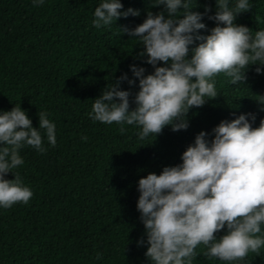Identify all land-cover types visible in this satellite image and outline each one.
Returning <instances> with one entry per match:
<instances>
[{
  "label": "trees",
  "instance_id": "trees-1",
  "mask_svg": "<svg viewBox=\"0 0 264 264\" xmlns=\"http://www.w3.org/2000/svg\"><path fill=\"white\" fill-rule=\"evenodd\" d=\"M101 2L44 0L33 7L32 0H0V112L20 104L37 129L38 113L47 112L57 138L51 146L41 130L47 151L30 146L20 151L24 164L13 171L20 173L33 196L27 204L0 207V264H151L137 210L139 180L181 164L197 134L205 131L211 140L222 120L251 113L255 121L249 120L258 127L264 119V104L259 102L264 73L257 74L258 65H251L243 84L230 83L223 73L215 77L218 96L190 109L186 130L174 132L166 126L161 134L141 141L139 126L124 124L121 133L115 122H94L88 116L94 100L121 75L135 79L131 65L145 68V75L154 72L146 57L138 56L143 51L138 38L121 28L134 29L148 11L164 10L162 5L154 7V0H121V11L131 8L139 15L97 29L92 21ZM235 2L230 0V5ZM249 4L251 10L239 14L235 23L254 35L264 30V0ZM192 5L191 11L203 14L206 25L198 35H209L216 26L208 19L216 12V0H192ZM206 7L211 11L205 13ZM138 84L136 79L134 86L127 81L120 85L132 93L130 110L135 108L131 101ZM6 179H14L13 174ZM224 234L226 228L216 235L219 239ZM196 251L193 264H264V247L259 255L249 253L244 261L233 262L209 258L203 245Z\"/></svg>",
  "mask_w": 264,
  "mask_h": 264
},
{
  "label": "clouds",
  "instance_id": "clouds-1",
  "mask_svg": "<svg viewBox=\"0 0 264 264\" xmlns=\"http://www.w3.org/2000/svg\"><path fill=\"white\" fill-rule=\"evenodd\" d=\"M32 2L38 7L44 0ZM152 5H162L164 10L148 11L141 24L120 31L138 38L143 49L138 56L146 57L154 72L145 75V68L131 65L135 79L125 73L107 85L88 113L94 122L121 125V133L124 124L139 126L141 141L150 134L156 137L166 126L174 132L186 130L190 109L218 96L215 77L219 74L230 77L232 84H243L249 66L258 65L256 73H264V30L253 35L251 29L235 23L239 14L251 10L249 0H236L234 6L230 0H216V12L208 17L216 26L207 36L198 35L206 25L201 22L203 14L191 11L192 0H154ZM122 8L121 0H102L94 10V27L139 15L138 10ZM210 11L205 8V13ZM196 41L201 42L191 47ZM136 79L139 91L130 110L132 93L120 85L127 81L134 86ZM259 102L264 104V96ZM38 116L37 129L20 104L0 112V207L4 209L27 204L33 196L20 173L13 171L24 164L21 149L30 146L46 152L41 130L51 146L57 143L56 125L48 113ZM249 117L255 121L251 113L222 120L212 130L211 140L209 133L201 131L183 152L181 164L139 180L137 210L147 237L145 256L151 264H193L199 245L207 249L204 254L209 258L227 262L260 254L264 247V119L253 127ZM9 173L14 179H6ZM225 228L226 234L218 239L216 234ZM96 259H102V253H96Z\"/></svg>",
  "mask_w": 264,
  "mask_h": 264
}]
</instances>
